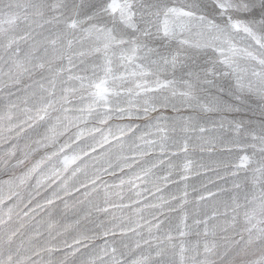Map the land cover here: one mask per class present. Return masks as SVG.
Returning <instances> with one entry per match:
<instances>
[{
	"label": "snow or ice",
	"instance_id": "6c2138e0",
	"mask_svg": "<svg viewBox=\"0 0 264 264\" xmlns=\"http://www.w3.org/2000/svg\"><path fill=\"white\" fill-rule=\"evenodd\" d=\"M0 264H264V0H0Z\"/></svg>",
	"mask_w": 264,
	"mask_h": 264
}]
</instances>
